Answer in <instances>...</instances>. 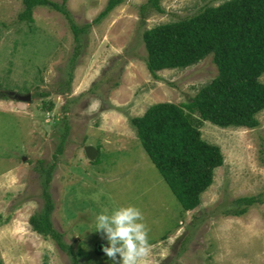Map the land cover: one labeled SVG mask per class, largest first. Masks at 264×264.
I'll return each instance as SVG.
<instances>
[{
    "label": "rangeland",
    "instance_id": "rangeland-1",
    "mask_svg": "<svg viewBox=\"0 0 264 264\" xmlns=\"http://www.w3.org/2000/svg\"><path fill=\"white\" fill-rule=\"evenodd\" d=\"M142 1L121 0L93 22L105 0H65L76 24L90 23L76 41L67 19L50 6L35 5L29 21L18 18L21 0H0L3 264H72L69 253L28 222L43 201L39 160L50 166L52 225L79 264H115L102 250L108 241L95 230V216L128 205L144 216L153 264H264V106L252 127L219 126L189 112L201 137L216 143L223 157L190 209L181 207L129 122L152 102L188 101L216 73L207 53L151 76L143 29L223 0H160L163 10L141 21ZM258 79L264 82V71ZM85 145L95 149L91 158ZM244 194L261 200L239 215L223 212Z\"/></svg>",
    "mask_w": 264,
    "mask_h": 264
},
{
    "label": "trees",
    "instance_id": "trees-1",
    "mask_svg": "<svg viewBox=\"0 0 264 264\" xmlns=\"http://www.w3.org/2000/svg\"><path fill=\"white\" fill-rule=\"evenodd\" d=\"M120 2L105 0L93 22ZM21 3L19 19L32 20L35 5H47L59 11L67 19L76 41L90 26L89 22L78 25L73 21L65 0H21ZM162 10L160 0L138 4L141 21L149 12ZM141 37L145 67L153 77H157L158 69L184 67L207 53L216 66L214 76L200 85L188 101H155L141 114L129 118L142 148L181 207L190 209L198 204L200 192L210 184L213 168L222 163L223 157L216 143L201 137L189 112H196L198 120L206 119L219 126L252 127L258 122L255 113L264 106V82L258 79L264 71V0L204 4L192 14L144 28ZM49 168L39 160V170L44 175L43 201L29 215L28 222L32 230L50 237L69 253L72 264H79L74 249L63 240L62 232L54 228L50 219L53 201L48 191ZM260 200L255 194L238 195L223 212L239 215ZM0 264H3L1 259Z\"/></svg>",
    "mask_w": 264,
    "mask_h": 264
},
{
    "label": "clouds",
    "instance_id": "clouds-1",
    "mask_svg": "<svg viewBox=\"0 0 264 264\" xmlns=\"http://www.w3.org/2000/svg\"><path fill=\"white\" fill-rule=\"evenodd\" d=\"M94 226L106 235L108 246L102 250L115 264H153L149 229L137 207L121 206L111 214L105 209L95 216Z\"/></svg>",
    "mask_w": 264,
    "mask_h": 264
},
{
    "label": "water",
    "instance_id": "water-1",
    "mask_svg": "<svg viewBox=\"0 0 264 264\" xmlns=\"http://www.w3.org/2000/svg\"><path fill=\"white\" fill-rule=\"evenodd\" d=\"M9 93H11L13 97H16L18 99L28 100L30 97L29 93L21 94V93H17L14 91H10ZM85 152H86V155L91 158L95 153V149L91 145H85Z\"/></svg>",
    "mask_w": 264,
    "mask_h": 264
}]
</instances>
